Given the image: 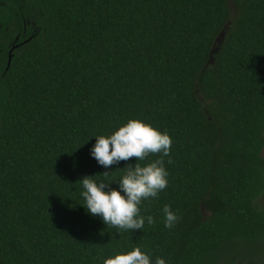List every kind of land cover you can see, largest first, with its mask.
<instances>
[{
  "label": "trees",
  "instance_id": "1",
  "mask_svg": "<svg viewBox=\"0 0 264 264\" xmlns=\"http://www.w3.org/2000/svg\"><path fill=\"white\" fill-rule=\"evenodd\" d=\"M131 118L173 141L168 186L140 205L155 222L133 232L80 205L83 177L118 181L137 161L105 174L90 154ZM263 197L264 0L0 6V264H103L137 246L166 264H264Z\"/></svg>",
  "mask_w": 264,
  "mask_h": 264
},
{
  "label": "clouds",
  "instance_id": "2",
  "mask_svg": "<svg viewBox=\"0 0 264 264\" xmlns=\"http://www.w3.org/2000/svg\"><path fill=\"white\" fill-rule=\"evenodd\" d=\"M96 143L90 154L107 174L113 165L121 161H129L136 157L135 163H127L118 181V187H112L113 182L107 179H93L85 176L82 183V205L92 216H99L102 222L118 229H143L145 220L153 224L154 218L140 214L143 200L158 197L159 193L168 186L169 172L164 165L163 157L171 152L172 137L167 131H161L152 124L138 118H131L108 135H97ZM159 153L160 158L143 166L139 163L149 154ZM121 168V167H117ZM164 224L172 228L180 219L170 205L163 208ZM103 264H166L165 259L157 256L155 261L149 253L134 247L128 252L117 253L104 259Z\"/></svg>",
  "mask_w": 264,
  "mask_h": 264
},
{
  "label": "flooded vegetation",
  "instance_id": "3",
  "mask_svg": "<svg viewBox=\"0 0 264 264\" xmlns=\"http://www.w3.org/2000/svg\"><path fill=\"white\" fill-rule=\"evenodd\" d=\"M12 1L16 2L17 0H0V6H7ZM10 45H11L10 50L8 52V62H9L10 55L12 54V56H14V51L18 50V48L21 45V42L19 41V38H16L15 41L10 43Z\"/></svg>",
  "mask_w": 264,
  "mask_h": 264
},
{
  "label": "rangeland",
  "instance_id": "4",
  "mask_svg": "<svg viewBox=\"0 0 264 264\" xmlns=\"http://www.w3.org/2000/svg\"><path fill=\"white\" fill-rule=\"evenodd\" d=\"M231 8H232V13H233V16H235V10H234V6L232 5L231 6ZM224 32H223V34H222V36L221 37H219V39L217 40L218 42H219V44L222 42V40H223V38H224ZM262 203L264 204V197H263V200H262ZM203 213L206 215L207 214V211L203 208Z\"/></svg>",
  "mask_w": 264,
  "mask_h": 264
},
{
  "label": "water",
  "instance_id": "5",
  "mask_svg": "<svg viewBox=\"0 0 264 264\" xmlns=\"http://www.w3.org/2000/svg\"><path fill=\"white\" fill-rule=\"evenodd\" d=\"M221 36H222V34H221ZM221 36H220V37H221ZM12 58H13V56H12V54H11L10 57H9V62H8L7 70H8V69L10 68V66H11Z\"/></svg>",
  "mask_w": 264,
  "mask_h": 264
}]
</instances>
